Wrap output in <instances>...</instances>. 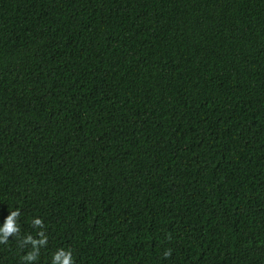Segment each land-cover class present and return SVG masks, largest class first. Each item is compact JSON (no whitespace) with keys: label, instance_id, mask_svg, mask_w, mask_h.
<instances>
[{"label":"trees","instance_id":"trees-1","mask_svg":"<svg viewBox=\"0 0 264 264\" xmlns=\"http://www.w3.org/2000/svg\"><path fill=\"white\" fill-rule=\"evenodd\" d=\"M16 207L37 264H264V0H0Z\"/></svg>","mask_w":264,"mask_h":264},{"label":"clouds","instance_id":"clouds-1","mask_svg":"<svg viewBox=\"0 0 264 264\" xmlns=\"http://www.w3.org/2000/svg\"><path fill=\"white\" fill-rule=\"evenodd\" d=\"M8 215L4 218V223L0 226V245H8L9 237H16L21 248L27 247L29 250L19 257L21 264H37L40 251L48 244V235L45 231V222L42 217L31 218V225L35 230V235L28 233L21 236L19 217L21 211L19 207L9 209ZM171 255V249L163 252L164 257ZM50 264H75L73 252L67 247H58L50 253Z\"/></svg>","mask_w":264,"mask_h":264}]
</instances>
